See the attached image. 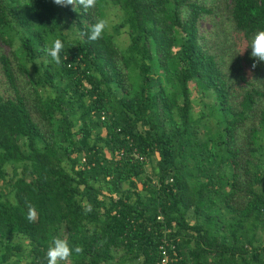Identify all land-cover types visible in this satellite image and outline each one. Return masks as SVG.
<instances>
[{"label":"trees","instance_id":"16d2710c","mask_svg":"<svg viewBox=\"0 0 264 264\" xmlns=\"http://www.w3.org/2000/svg\"><path fill=\"white\" fill-rule=\"evenodd\" d=\"M258 28L264 0H0V264H47L56 235L68 264H264Z\"/></svg>","mask_w":264,"mask_h":264},{"label":"clouds","instance_id":"9594fccd","mask_svg":"<svg viewBox=\"0 0 264 264\" xmlns=\"http://www.w3.org/2000/svg\"><path fill=\"white\" fill-rule=\"evenodd\" d=\"M53 3L61 7L72 6V10L76 12H78V9L87 12L97 6V0H53ZM107 27L108 23L106 19L97 18L86 33L87 38L91 41L102 38ZM63 48V42L59 38H56L51 42L46 43L42 51L51 58L52 62L56 65H60ZM246 48L251 49L250 56L254 58L252 64L253 69L258 63L264 62V28H258L251 34L245 49ZM84 211L85 214L91 212V205L85 207ZM35 218L36 213L33 208L29 206L27 219L31 222L34 221ZM83 251L84 249L82 245H70L66 238L61 235H56L48 242L45 258L47 264H66L70 258L81 255Z\"/></svg>","mask_w":264,"mask_h":264},{"label":"rangeland","instance_id":"374dc122","mask_svg":"<svg viewBox=\"0 0 264 264\" xmlns=\"http://www.w3.org/2000/svg\"><path fill=\"white\" fill-rule=\"evenodd\" d=\"M120 11L114 7H110L108 9V12H107V15H106V20H107V23L110 25L111 23L115 22L116 20H118V15L117 13H119ZM207 27H209L208 25V21L207 20H201L200 22V30H204L206 29ZM67 29H69L68 27H66ZM118 38V41H120V44L124 45L125 43H127V34L125 31H122L120 35L117 36ZM0 89H3V81H2V76L0 75ZM194 96L196 94V91H194ZM198 108V105L197 103L195 102V110H197ZM152 164V163H151ZM151 164L150 163H147L146 164V167H147V170L150 171L151 169ZM262 236V235H261ZM263 239H264V235L262 236ZM11 239H13L14 241L18 239V236L17 235H13L10 237ZM24 243H26V240H24ZM26 258H23L21 263L24 264L26 263ZM66 264H68V262H66Z\"/></svg>","mask_w":264,"mask_h":264},{"label":"built area","instance_id":"2783aa9c","mask_svg":"<svg viewBox=\"0 0 264 264\" xmlns=\"http://www.w3.org/2000/svg\"><path fill=\"white\" fill-rule=\"evenodd\" d=\"M118 152H119V154L120 153L122 154L123 149H120ZM133 153L135 154V156H138L140 159H144V156L141 155V154H139L135 149H134V152Z\"/></svg>","mask_w":264,"mask_h":264}]
</instances>
